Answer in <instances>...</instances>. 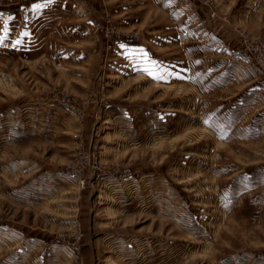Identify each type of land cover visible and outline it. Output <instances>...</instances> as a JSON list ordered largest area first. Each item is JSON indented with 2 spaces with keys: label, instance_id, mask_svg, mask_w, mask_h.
Returning <instances> with one entry per match:
<instances>
[{
  "label": "rangeland",
  "instance_id": "1",
  "mask_svg": "<svg viewBox=\"0 0 264 264\" xmlns=\"http://www.w3.org/2000/svg\"><path fill=\"white\" fill-rule=\"evenodd\" d=\"M263 1L0 0V264H264Z\"/></svg>",
  "mask_w": 264,
  "mask_h": 264
},
{
  "label": "crops",
  "instance_id": "2",
  "mask_svg": "<svg viewBox=\"0 0 264 264\" xmlns=\"http://www.w3.org/2000/svg\"><path fill=\"white\" fill-rule=\"evenodd\" d=\"M264 2V1H263ZM254 4H256V2L253 1ZM262 31V32H261ZM259 35L260 34H263L264 35V21H263V24H262V27L259 29Z\"/></svg>",
  "mask_w": 264,
  "mask_h": 264
},
{
  "label": "built area",
  "instance_id": "3",
  "mask_svg": "<svg viewBox=\"0 0 264 264\" xmlns=\"http://www.w3.org/2000/svg\"><path fill=\"white\" fill-rule=\"evenodd\" d=\"M138 37H139V34H136V37L134 35L131 36V38H138ZM126 174H130V170L129 169L127 170ZM82 183H84V180H83Z\"/></svg>",
  "mask_w": 264,
  "mask_h": 264
},
{
  "label": "snow or ice",
  "instance_id": "4",
  "mask_svg": "<svg viewBox=\"0 0 264 264\" xmlns=\"http://www.w3.org/2000/svg\"><path fill=\"white\" fill-rule=\"evenodd\" d=\"M39 5H34L33 7H38ZM5 31H7V29H5ZM3 38L0 37V40H2ZM17 43H19V41H17Z\"/></svg>",
  "mask_w": 264,
  "mask_h": 264
}]
</instances>
